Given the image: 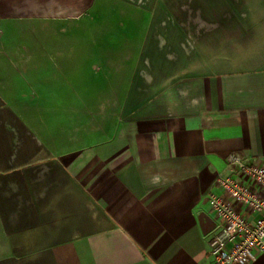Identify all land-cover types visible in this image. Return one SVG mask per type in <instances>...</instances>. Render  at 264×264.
<instances>
[{"label":"crops","instance_id":"obj_1","mask_svg":"<svg viewBox=\"0 0 264 264\" xmlns=\"http://www.w3.org/2000/svg\"><path fill=\"white\" fill-rule=\"evenodd\" d=\"M232 152L264 163V0H0V264H212Z\"/></svg>","mask_w":264,"mask_h":264},{"label":"built area","instance_id":"obj_2","mask_svg":"<svg viewBox=\"0 0 264 264\" xmlns=\"http://www.w3.org/2000/svg\"><path fill=\"white\" fill-rule=\"evenodd\" d=\"M237 178L218 176L221 194L210 193L217 227L209 239L212 264H250L264 256V163H251L238 152L227 157Z\"/></svg>","mask_w":264,"mask_h":264},{"label":"rangeland","instance_id":"obj_3","mask_svg":"<svg viewBox=\"0 0 264 264\" xmlns=\"http://www.w3.org/2000/svg\"><path fill=\"white\" fill-rule=\"evenodd\" d=\"M95 18H94V15L91 16V18L84 23L85 28L87 26L90 32L92 31L95 32L96 28L94 27V25L96 27L100 25L101 31H105L107 33L113 32L115 23H114V20L112 19V15L107 14L103 16L100 20V23L98 22L96 23V21H93ZM72 29H73V33H70V34H73V35H70V37L72 38L69 40L70 46L73 47L72 48L73 54L71 56L72 57V67L74 68L73 71L71 72L72 80L74 81L75 84H81L83 80H87V81H90L91 83H94V80L99 78L97 76L100 74V72L93 69L91 65L97 62V57L90 56L89 58L86 54L82 55L81 49L82 47L86 48V46H89L88 41L87 39L86 41L82 40V37H81L82 30L81 29L77 28L76 26L72 27ZM30 80L32 82L34 80V77L31 74H30Z\"/></svg>","mask_w":264,"mask_h":264}]
</instances>
